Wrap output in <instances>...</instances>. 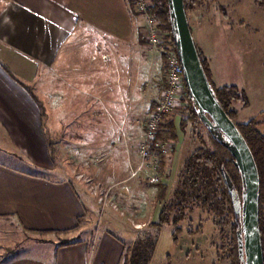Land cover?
Wrapping results in <instances>:
<instances>
[{
  "label": "crops",
  "instance_id": "0c3cea01",
  "mask_svg": "<svg viewBox=\"0 0 264 264\" xmlns=\"http://www.w3.org/2000/svg\"><path fill=\"white\" fill-rule=\"evenodd\" d=\"M194 14V21L205 16L204 22L213 15ZM187 18L211 83L216 88H238L220 83L231 59L222 56L217 61L220 53L213 42L212 23L193 25ZM142 20L132 0H0V141L43 172L36 175L0 162V248L4 235L14 232L24 238L32 235L34 245L50 241L53 235L70 241L61 247L56 243L48 257L26 254L0 264H104L87 259L85 217L91 218V209L87 210L75 181L64 177L65 169L53 163V147L67 150L68 157L74 152L78 159L104 161L102 167L108 166L112 175L111 188L139 184L129 175L133 168L129 163H136L132 144L164 88L162 55L146 45ZM254 84L253 90L259 91L262 83ZM247 85L238 89L250 104L253 93ZM36 90L44 97L43 125L42 97ZM174 115L164 123L177 131ZM59 118L55 138L53 124ZM177 148L176 144L169 154L171 162ZM0 155L4 154L0 151ZM77 168L81 173L89 171L86 164ZM148 193L154 199L152 187ZM105 237V246L110 249L114 244L117 249L110 264H119L121 244Z\"/></svg>",
  "mask_w": 264,
  "mask_h": 264
},
{
  "label": "rangeland",
  "instance_id": "374dc122",
  "mask_svg": "<svg viewBox=\"0 0 264 264\" xmlns=\"http://www.w3.org/2000/svg\"><path fill=\"white\" fill-rule=\"evenodd\" d=\"M195 12L213 13L211 18H206V22H204L205 16L195 20L202 23V25L208 22L212 23L211 27L215 30L213 42L216 43V50L220 53L216 57L217 61L222 56L231 59L230 70H227L228 74H226V70H223L220 83L234 84L238 88L248 84L247 89L253 93L247 107H244L241 103H236V106L233 107L238 113L235 122L237 124L247 123L252 119L263 121L264 8L254 0H200L193 9L186 10V17L188 15L189 21L193 25L196 23L194 21ZM231 37L235 39L229 42ZM254 83L257 86L262 83L259 91L253 90L251 85ZM36 93L42 97L40 105L45 113L43 94L39 90H36ZM194 108L198 112L195 105ZM183 112L184 109L173 112L175 114L173 118L176 119L178 124L182 118H186ZM147 114L142 122L147 118ZM43 119L45 120V116ZM43 119L42 125L44 124ZM60 120L61 118L58 119L57 124H53V136L55 138L59 136L57 130L60 129ZM104 121L105 119L102 118L101 122L104 123ZM200 121L201 123H198L196 128L186 124L183 130H180L179 126L177 131L172 129L176 134L171 136L172 140L170 141L173 143V148L176 144L178 148L174 151L173 161L171 162L172 154L169 156V153L165 157V166L162 167L164 168L162 170L163 174L166 173L164 180L166 179L169 184V192L166 198L168 204L173 201V192L176 189L178 175L184 161L196 149L211 147L206 130L208 126L204 124L202 119ZM208 130L214 138L229 144L226 136L219 130L213 128H208ZM259 130L264 133V124L259 127ZM139 137L140 134L133 141L132 146L135 145ZM55 138L52 140L56 141ZM6 144L2 140L0 141V151L4 154L0 155V162L36 175L43 173L29 164L25 155ZM53 150L55 152L54 155L52 154L53 163L59 166L58 168L65 169L63 172L64 177L68 176L75 181L82 201L87 203V210L88 208L91 209V218L85 217L86 235H88H85V237H88L87 240L85 239V243L88 247V260H102L104 264L112 263L114 255H117V249H114V244L110 249L105 246L104 241L107 239L105 236L109 235L115 240V243L119 246L121 244L124 254L125 249L135 238V231H140L144 236L151 235L154 239L153 251L147 264H228L224 257L218 260L217 256L224 254L221 246L223 243L227 244L226 241L230 238V230L228 227L222 229L215 226L212 220L213 215L210 213L195 205H188L183 211V217L177 224L180 232H176L177 240L175 241L172 234L173 227L164 225L154 230L148 226L152 218L154 219L153 222L158 221L163 206H157L158 204L154 201L152 193L149 195L145 173H138L132 177V179L139 181V184L133 188H111L108 185L113 183L112 175H110L111 172L108 166L102 167L104 161L97 164L94 163V160L90 162L86 156L78 159L74 152H72V156L68 157L67 150L59 152L60 150H57L56 146L53 147ZM132 155L135 157L136 163L132 165L130 162L129 165L135 169L139 164V160L133 153ZM76 158L78 159V165L74 163ZM85 164L86 169L88 168L89 171L79 172L77 167ZM99 168L102 170H98ZM145 172L149 173L148 170H145ZM108 174L111 176L110 178H108ZM54 176L52 175V177ZM175 214V210H170L169 218H172ZM27 235L25 238L16 232L4 235L5 243L0 248V261H9L26 254L48 257L50 252H53L52 247L65 239L63 235H53L50 237V241L44 239L40 242L37 241V245H34L35 241L31 240L32 235ZM222 237L225 239H222ZM123 259L125 257L122 255L119 264H124Z\"/></svg>",
  "mask_w": 264,
  "mask_h": 264
},
{
  "label": "trees",
  "instance_id": "16d2710c",
  "mask_svg": "<svg viewBox=\"0 0 264 264\" xmlns=\"http://www.w3.org/2000/svg\"><path fill=\"white\" fill-rule=\"evenodd\" d=\"M254 1L264 8V0ZM199 2L200 0H183L185 12L187 9H193L195 4ZM132 3L134 5L135 0H132ZM150 3L151 10L164 34L165 43L175 49L174 29L168 0H150ZM161 55V73L162 76H165V57L164 54L161 53ZM198 56L216 101L243 136L257 168L259 178V234L264 264V133L259 130V127L264 124V120L252 119L247 123L237 124L235 119L238 113L233 108V105L241 103V105L247 107L248 100L245 93L235 86L216 88L210 81L206 63L201 58L199 52ZM40 109L43 119L44 112L41 106ZM180 109H184L183 114L186 117L185 119L182 118L178 124L180 130H183L186 124H190L193 128H196L198 123H201L199 114L195 110L193 101L189 95L183 100V105ZM169 124L171 123L168 122L165 124L163 122L160 125L157 137L169 141L172 140L171 136H175L176 132L169 127ZM206 130L211 147L196 149L184 161L178 175L177 186L173 192V201L171 203L168 204L166 202L169 192V184L166 179V182L162 181L154 185L146 183L147 186L154 188V200L158 204L157 206H163L159 213L158 221L153 222L154 219L152 218L148 226L154 230L164 225L173 227L174 231L172 234L176 241V232H180L177 224L183 217V211L188 205H195L213 215L212 220L215 226L221 227L222 229L228 227L230 230V238L226 241L227 244L223 243L221 246L224 254L218 255V260L224 257L228 261V264H244V257L240 254L239 247V242L243 236L241 207L243 204L244 188L241 174L228 144L214 138L207 127ZM171 152L173 151L171 150ZM164 164L165 157H160V167L165 166ZM225 176H228L230 179L231 186H228ZM170 210L176 211V214L172 218H169ZM135 232L134 240L124 251V264H147L153 251L154 239L151 235L144 236L140 231ZM222 239L225 238L222 237ZM69 244L70 241H62L58 243V246L61 247Z\"/></svg>",
  "mask_w": 264,
  "mask_h": 264
},
{
  "label": "water",
  "instance_id": "95a60500",
  "mask_svg": "<svg viewBox=\"0 0 264 264\" xmlns=\"http://www.w3.org/2000/svg\"><path fill=\"white\" fill-rule=\"evenodd\" d=\"M174 29L175 49L184 71L188 95L196 106L199 118L208 128L219 130L229 142L228 147L241 174L244 194L242 213V239L240 254L244 264H263L259 234L258 191L259 178L250 149L235 124L216 101L203 71L184 9L183 0H168ZM228 186L230 179L225 176Z\"/></svg>",
  "mask_w": 264,
  "mask_h": 264
},
{
  "label": "built area",
  "instance_id": "2783aa9c",
  "mask_svg": "<svg viewBox=\"0 0 264 264\" xmlns=\"http://www.w3.org/2000/svg\"><path fill=\"white\" fill-rule=\"evenodd\" d=\"M134 10L144 20V41L149 49L164 54L165 57V87L159 94L153 109L147 114L143 122V132L132 146V153L139 160L138 166L130 168V176L145 173L150 185L161 183L165 171L160 167V157H166L173 149V143L167 139L157 137V132L165 118L180 109L183 100L188 96L184 71L180 64L176 49L166 44L164 34L151 10L150 0H135ZM148 170L149 173H146Z\"/></svg>",
  "mask_w": 264,
  "mask_h": 264
}]
</instances>
